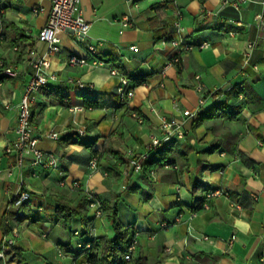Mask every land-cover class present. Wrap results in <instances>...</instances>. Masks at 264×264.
Masks as SVG:
<instances>
[{"label": "crops", "instance_id": "crops-1", "mask_svg": "<svg viewBox=\"0 0 264 264\" xmlns=\"http://www.w3.org/2000/svg\"><path fill=\"white\" fill-rule=\"evenodd\" d=\"M233 1L80 0L96 55L89 58L77 37L63 32L61 52L49 57L58 80L37 95L31 124L38 148L57 156L59 168L40 171L29 158L16 167L5 147L15 138L17 105L31 74L23 48L33 44L44 52L37 34L51 0H0L4 8L0 60L19 71L0 82V241L7 235L3 220L11 213V199L21 180L33 193L27 207L43 208L33 217L11 221L19 232L15 246L22 251L24 264H94L89 251L76 248L80 239L73 233L83 229L80 219L73 218L69 230L56 212L59 205H80L85 191L115 207L123 227L139 230L134 256L143 252L147 264H264V30L254 22L261 0L239 2L238 12L229 5ZM41 8L43 12H34ZM125 18L132 19L128 28L121 26ZM237 20L243 26H235ZM176 21L191 44L182 55L180 72L177 66L165 65L172 53L165 39L173 36ZM22 36L26 40L13 43ZM202 43L208 46L200 49ZM71 55L85 59L87 65H69ZM94 59L112 64L131 81L134 96L129 105L117 98L118 79L109 76L107 65H92ZM69 78L87 87L78 89ZM196 83L218 91L215 100L240 105L238 118L200 123L189 118L183 139L166 146L169 167H154L153 180L148 175L122 178L125 150L142 152L152 137L160 136L157 113L196 111ZM88 90L98 96L97 108L85 105L83 91ZM212 102L208 98L202 110ZM133 111L142 118L140 125L132 118ZM49 133H56L58 140L49 139ZM93 158L95 170L88 169ZM33 170L36 178L30 176ZM74 180L80 189L70 187ZM213 190L222 193L209 201L208 209L192 212L204 201L205 192ZM234 203L239 210L231 208ZM91 224L97 237H113L105 216ZM70 237L75 238L72 245ZM60 251L73 257H63Z\"/></svg>", "mask_w": 264, "mask_h": 264}, {"label": "built area", "instance_id": "built-area-1", "mask_svg": "<svg viewBox=\"0 0 264 264\" xmlns=\"http://www.w3.org/2000/svg\"><path fill=\"white\" fill-rule=\"evenodd\" d=\"M174 1V0H160ZM245 0H234L229 5L235 11H239V2ZM80 0H51L50 8L47 12V17L44 26L38 31L37 40L42 42L45 46L44 52H40L37 49L30 51L26 59V66L31 69V74H29V80L23 88L20 101L17 105V121L13 129L14 140L7 144L5 147V153L14 157L16 159V167H21L24 161L29 158L30 165L40 171L57 170L59 168L57 156L53 153H48L40 150L38 148L39 138L32 130V108L34 103L37 101V95L40 93L41 89L48 86L50 83L58 80L57 74L51 71V61L50 55L57 54L61 52L62 47L60 45V35L63 32H70L77 37L79 43H81L89 58H93L96 55V48L88 40V31L90 30L91 24L87 22L81 13L79 8ZM227 4V2H225ZM261 11L254 17V22L259 30H264V0L260 1ZM44 9H34V12H43ZM0 18V39L3 37V28L1 25ZM132 24V19L125 18L121 22L122 28H128ZM235 26H243L240 21L234 22ZM174 34L166 40L168 45L172 49V53L168 55L165 65L175 66L179 61H181L182 55L191 49V44L186 41L183 28L180 26L179 22L173 23ZM231 34V32H229ZM208 46L207 43H202L199 48L202 49ZM253 44L249 43L248 47L252 48ZM133 49V47H131ZM17 51V48L14 47ZM68 64L74 67L85 66L87 61L75 55L69 56ZM0 61V66H2ZM92 65L103 66L107 65V70L111 78H117L118 84L116 86L115 92L120 99V102L129 105L130 100L134 96V88L131 81L125 76L121 75L119 71L109 63H105L101 60H93ZM19 74L18 68L15 65H9L3 69V75L8 77H16ZM199 79V76L196 77ZM68 82L75 85L78 89H85L87 86L79 80H74L72 78L68 79ZM195 91L198 94L197 99V109L196 111H183L180 115L167 116L164 114L157 113L158 119V131L159 137H152V139L144 145L142 152H138L136 148H127L124 154V160L121 164V177L125 180H130L133 178L141 177L143 174L148 175L152 180L155 179L156 171L154 168L144 171L142 167V162L144 160L150 159L152 153L157 149L162 148L176 143L183 139L185 136V124L189 118H195L198 111L206 105L209 95L212 91H208L204 88L202 83H196ZM6 107L8 105L6 104ZM77 109V108H75ZM132 118L137 122V124L142 123V118L133 111L131 113ZM82 134V131L78 132ZM47 137L56 142L58 140V135L56 133H49ZM169 167V166H167ZM95 170L96 159L93 158L89 161V168ZM107 173H103L102 176L106 177ZM32 178L38 176V172L33 170L30 174ZM20 190L11 199V212L16 213L15 216L7 218L5 225L9 227V234L5 235L0 242V261L7 263L9 259V248L14 246L19 238V232L16 227L11 225V221L17 220V214L21 218H24L25 213L23 210V205L30 203L33 200V193L23 188V181L20 182ZM61 186L65 184L64 181L59 183ZM71 188L80 189V184L78 181L74 180L70 183ZM220 190L207 191L204 194V201L202 202L201 210L208 209L209 201L216 195L221 194ZM89 204L87 210H89L90 222L86 223V231L90 233L93 237H97L96 228L91 224L94 220H102L104 216L102 214L101 203L95 197V194L89 191H85ZM231 208L239 210L240 207L237 204H231ZM30 212L42 213V207L29 206ZM161 224V227H164ZM133 231V238L127 245L126 252L124 254V260L130 262L134 256L139 239V230L132 226H126ZM77 235V232L74 233ZM203 240H208V237H203ZM234 240V236L229 240V245H231ZM87 248L89 245L86 246ZM167 253H171V249L166 248ZM63 257H70V254L65 251H60L59 253ZM264 261V258H262Z\"/></svg>", "mask_w": 264, "mask_h": 264}, {"label": "trees", "instance_id": "trees-1", "mask_svg": "<svg viewBox=\"0 0 264 264\" xmlns=\"http://www.w3.org/2000/svg\"><path fill=\"white\" fill-rule=\"evenodd\" d=\"M3 6L0 2V18L2 20V15H3ZM2 25V21H1ZM21 35V34H19ZM159 37H155V40H158ZM26 40V37L22 36V38L15 40L13 43H19L21 41ZM34 49L33 44L29 45L28 47L23 48V52L29 55L30 51ZM27 55V56H28ZM2 66H0V82L6 80L8 76L3 75V69L7 67L8 65L3 61ZM180 63L179 61L175 66H177L176 69L180 72ZM84 94V102L87 107L90 108H97L99 103H98V96L95 94L91 93L90 90L88 91H83ZM220 94L218 91L212 92L211 95H209V98L213 99L212 104L210 107H208L205 110H202L203 107L198 111L196 114L194 121L197 123H200L202 121H206L209 119H216V118H221L223 120L227 121H233L236 120L240 114L241 111V106L236 105L232 106L228 103L227 100L224 101H217L215 100ZM118 100L120 101L119 97L117 96ZM123 104V103H122ZM169 150L166 149L165 147L157 149L154 153H152L150 159L144 160L142 162V167H144V171H148L154 167L157 166H168L171 164V160L169 159ZM93 155H95V152H92ZM96 157V156H94ZM121 164L123 163V160ZM121 174V171H120ZM146 174H143L144 176ZM121 176V175H120ZM199 186L198 184L195 185V188ZM83 201L80 205L77 207H71L69 205H59L56 209V212L59 214V217L63 220V225L65 227L69 228L71 226V221L73 218H79L83 229L80 231H75L77 232V235L74 236L79 238L80 241L78 245L76 246L77 249L83 250V251H89V260L90 262L94 264H147V256L143 253L140 252L137 257L133 256L130 262H126L124 260V254L126 252L127 245L130 243V241L133 238V231L129 228L123 227L118 219V211L115 209V207H111L109 205L104 204L101 202L97 196V200L100 201L101 203V209H102V214L107 218V221L110 222L112 232H113V237H106V236H101V237H93L88 233L85 229L86 223L90 222V215H89V210H87V206L89 204V201L87 199V195L84 193L83 196ZM31 203V201H30ZM30 203L24 204L23 205V210L25 213L24 218H21L17 214V219L22 220V219H27L30 217H33L35 214L39 213H33L30 212L29 207H27ZM201 205V204H200ZM195 206L191 208L192 212H197L201 209V206ZM7 214V213H6ZM5 214V218H10L16 215V213H8L7 215ZM3 220V228L6 231V234H9L10 229L7 228V226L4 224ZM1 242V241H0ZM16 245V244H15ZM10 246L8 254L11 255L9 257L7 263L10 262H15L16 264H24V259H23V254L22 251L16 246ZM89 245L87 248L86 246ZM135 255V254H134ZM70 257H73V254H70ZM1 263V261H0Z\"/></svg>", "mask_w": 264, "mask_h": 264}, {"label": "rangeland", "instance_id": "rangeland-1", "mask_svg": "<svg viewBox=\"0 0 264 264\" xmlns=\"http://www.w3.org/2000/svg\"><path fill=\"white\" fill-rule=\"evenodd\" d=\"M71 245L74 244L75 238L70 237Z\"/></svg>", "mask_w": 264, "mask_h": 264}]
</instances>
